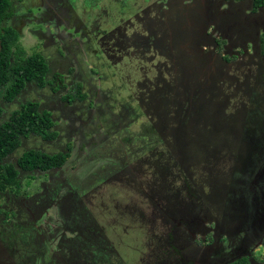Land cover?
<instances>
[{
	"label": "rangeland",
	"instance_id": "obj_1",
	"mask_svg": "<svg viewBox=\"0 0 264 264\" xmlns=\"http://www.w3.org/2000/svg\"><path fill=\"white\" fill-rule=\"evenodd\" d=\"M12 2L3 24L16 22L25 55L42 53L49 70L60 72L66 84L54 94L29 85L0 105L7 113L37 99L50 109L61 146L56 148L70 149L52 178L20 171V187L0 190V264H185L173 258L178 254L203 264H226L249 254L248 260L264 264V240L257 232L248 240L242 223L237 230L219 226L224 215L231 218L228 223L244 222L248 191L256 217L247 219L246 227L255 223L253 230L261 226L264 233V151L253 148L251 138L239 142L231 130L234 123L256 118L250 103L264 97V6L252 11L250 0ZM115 28L128 39L145 34L165 57L184 59L187 69L174 78L189 86L175 93L183 100L165 96L175 87L158 84L164 75L154 59L145 68L158 88L139 85L140 94L148 91L144 103L131 97L135 79L127 81L122 73L134 65L109 53L106 40L105 47L97 43L106 34L108 41L118 37ZM187 39L204 48L195 51ZM144 43L138 39L134 47L147 53ZM226 53L236 60L226 64L221 59ZM71 86L75 99L61 101L59 95ZM113 119L119 123L115 130ZM257 127L250 128L252 136L264 139V124ZM32 137L19 153L33 146L56 149V139L49 146ZM232 166L242 172L234 175ZM204 214L210 215L203 221L208 232L199 231Z\"/></svg>",
	"mask_w": 264,
	"mask_h": 264
},
{
	"label": "trees",
	"instance_id": "obj_2",
	"mask_svg": "<svg viewBox=\"0 0 264 264\" xmlns=\"http://www.w3.org/2000/svg\"><path fill=\"white\" fill-rule=\"evenodd\" d=\"M12 1L13 0H0V100L4 103L14 101L17 96L22 94V92L28 88L29 85H35V87L39 89L46 87L47 93H57L64 88L66 84L60 72H51L44 55L40 52H33L25 55L23 48H21L18 43L21 32L16 28V22L13 21L9 24H3L4 19L8 18L12 13ZM250 2L252 4V11H257L259 7L264 6V0H250ZM162 15L165 14L163 13ZM166 15L170 17L171 13ZM167 20L164 22H167ZM157 22L160 23L161 21L157 19L155 23ZM169 24L167 22L168 27ZM199 27L203 28V24ZM112 32L113 34L118 33L119 36L108 41L107 39L111 38L106 34V37L101 38V42L98 41L97 43L102 47H105L102 44H104L103 40H106L108 42V45L106 46L109 49L108 52L113 51V53L118 54V56H116L117 59L120 57L129 59L128 61L130 65H134L132 68H126V70L122 69L124 70L122 74L128 76L127 81L135 79V87L133 89V96L131 95V97L136 96L144 103L147 98L146 95L148 94L147 90H150L153 86L156 87L155 82L148 81L151 80V78L146 75L147 68H145L149 66V61L154 59L153 61H155L160 68L159 71L161 72V76L164 75L163 81L158 80V84L161 83L162 87L163 84L167 82L172 88L175 87L172 90H168L165 96L169 97L168 93H172V96L169 99H174L176 102L183 100L184 94H182V98L181 96L177 97L175 93H178V95L180 92L185 93V90L183 91V89H188L189 86L184 80L181 81L174 79L176 76H181L185 71L184 68L186 64L183 58L179 61L177 59L171 60L170 58L165 57L166 54L159 49L157 45L147 43V41L144 40L145 34L141 35V33L138 32L140 34L138 38L137 36H133L134 33L131 32L134 39H128L126 38V33L123 32L121 28H115ZM135 38L143 43L145 42L144 44L147 43L149 45V49L146 51L147 53L143 52L144 47H134V45H137V40ZM134 41H136V43H133ZM261 53L262 56H264V43L261 45ZM233 56L237 57V55ZM221 59H224L226 64L236 60L232 59L228 53L221 55ZM142 67L145 71L144 75L141 74ZM139 75L142 76L139 77ZM155 75L157 76V73ZM146 84L152 86L147 89L145 87ZM139 85H142L147 89L145 90L143 88L144 95L139 93ZM157 88L158 87H156V89ZM74 91V86L69 87L68 90L59 95L60 100L65 102L73 101L75 99V96L73 95ZM152 100L153 99L151 98V102ZM263 100L264 97L260 94L259 97L256 98V104H253L252 102L250 103L252 106L251 108H255V111L257 112L256 118L250 121L247 117L243 122H241L240 119L239 121L241 125L239 122L234 123L231 128L232 131L236 129L237 133H235V135L233 134V136L236 139L241 138L239 142L245 143L247 138H251V146L260 150V152L264 151V149H262L264 148V139L254 138L250 132V128H258L257 126L259 123L262 125L264 124V107L261 105ZM247 106H249V104ZM45 107L46 106L41 108V104L37 99H29L6 113L3 106L0 105V190H4L8 187L10 189H17V187H20V171L22 173L38 171V173L44 174L49 169L62 166L69 156V145H67L68 148L65 146L64 149H59L54 153H48L41 148L38 149V147L34 146L31 148H24L20 153L17 151L29 136H37L44 140L56 138L57 134L55 130H53V127H55L53 117L50 109ZM125 110H127L129 114L127 106L125 107ZM148 111L151 113L150 110ZM144 113H146V108H144ZM234 118L237 120L238 116H235ZM117 119H113L111 123L114 130L119 124L116 121ZM239 128L240 130H238ZM210 134H205V136ZM15 152H18L16 153V157L13 155ZM231 169L235 170L234 175H238L242 172L239 171L241 168L237 166H232ZM30 175L34 178L37 177V174ZM243 185L244 184L241 183V186ZM237 188L241 190L244 187ZM235 192L239 193L238 197H240V192L237 190H235ZM230 214H232L231 217L234 216L233 213ZM178 256H180V254L176 256L173 255V258L177 259V262L178 260L183 261ZM226 264H250V262L248 256H239L235 259L233 258Z\"/></svg>",
	"mask_w": 264,
	"mask_h": 264
},
{
	"label": "flooded vegetation",
	"instance_id": "obj_3",
	"mask_svg": "<svg viewBox=\"0 0 264 264\" xmlns=\"http://www.w3.org/2000/svg\"><path fill=\"white\" fill-rule=\"evenodd\" d=\"M252 5V4H251ZM259 9H262V7H259L257 10H259ZM255 13V12H254ZM201 30L200 31H202V28L201 27H199ZM188 34V33H187ZM189 38H191V37H189ZM228 39H230V38H228ZM187 42L190 44V45H192V40H189V39H187ZM193 46V45H192ZM193 48L195 49V51H197V50H201V49H203L204 47H201V49H199V48H197L196 46H193ZM195 51H193V50H188V52L189 53H194ZM187 53V52H186ZM207 65L208 66H210V63H207ZM187 69V67H185V70ZM194 77V76H193ZM193 77H191V76H189V79L188 80H190L191 78L193 79ZM7 103H9V102H7ZM11 103V102H10ZM30 137L31 136H29L28 138H27V141H29L30 140ZM57 138H59V134H57L56 135V140H55V143L54 144H52V147H54V148H56V147H58V148H61V146H59L58 145V143H59V139H57ZM32 140L33 141H37V140H39L41 143H46L47 145H51V143H53V141H50V140H44V139H40V138H38L37 136H33L32 137ZM96 141V140H95ZM25 142H26V140H25ZM46 145V146H47ZM45 146V145H44ZM64 146H66V145H64ZM87 148H89V147H87ZM42 150L43 151H46V150H44L43 148H42ZM59 149H55V150H52V151H46V152H48V153H54V152H57ZM62 166H60V167H56V168H52V169H49V170H47L46 171V173H44V175H48V174H50V176H51V178H52V175H53V172L55 171V170H57V169H60ZM245 174V173H244ZM49 178V177H48ZM65 178V177H64ZM264 178V177H263ZM255 181L257 182V178H256V176H255ZM264 181V180H263ZM63 183H66V178L63 180ZM264 184V183H263ZM244 189V188H243ZM70 195H72V193L70 194ZM245 197H246V199H247V204H248V213L247 212H245V210L243 209V211H244V214H243V216L245 217V220H244V222L243 221H241V220H236V219H234L235 221H234V223H228L227 221H231V218H230V220H227V216L226 215H224V218L222 219V220H220L219 221V226H220V228L222 229V227L224 226V227H226V228H229V229H232V228H234L235 230H237V225H240L241 223L243 224V227H245L244 229L246 230L245 232L247 233V235H249V239L248 240H253L254 239V234L255 233H253V231H255V232H257L256 234H255V237H260V240L262 241V240H264V233H262L261 232V226L256 230H253L254 229V224L255 223H253V227H251L250 225L248 226V227H246V223H248V222H246V220L247 219H249L250 221H252L253 220V218H255L256 217V210H255V207H254V204H253V201H252V196L250 195V193L248 192V191H246V194H245ZM47 198V197H46ZM49 200L51 199L50 197L48 198ZM72 199V198H71ZM73 201V200H72ZM251 210V211H250ZM229 212H231L229 209H228V213ZM233 213V212H232ZM210 216V215H209ZM207 214H204L202 217H200V219L198 220V226H199V231H205L206 230V232H208V231H210V228L211 227H207V226H205L204 224H203V221L204 220H206L207 222H208V220L210 219V217H209ZM247 216H249V217H247ZM213 218V217H212ZM14 223V222H13ZM26 223V222H25ZM213 224H215L216 223V220H213V222H212ZM250 223V222H249ZM24 226H26V224H24V223H22ZM22 224H20L19 226H22L23 227V225ZM192 224V226L195 228L196 226H197V224H193V223H190V225ZM245 224V225H244ZM15 225H17V224H15ZM71 227V226H70ZM69 228V227H68ZM239 229H240V227H239ZM238 229V230H239ZM264 229V228H263ZM212 230V229H211ZM85 231H87V232H91L90 231V229H87V230H85ZM198 230H196L195 232L197 233V232H199ZM90 235V234H89ZM93 236V235H92ZM212 236L213 237H215V234H212ZM247 240V239H246ZM3 242H5V240H3ZM12 249V248H11ZM6 254V253H5ZM192 255V254H191ZM193 256V255H192ZM241 256H248V258H250L249 257V254H244V255H241ZM236 258V256L234 257V259ZM63 259L60 257V261H62ZM183 260V262H185V264H203L204 262H200V261H197V259H195L194 258V256L192 257V258H190V259H187V258H184V259H182ZM232 260V259H231ZM249 262H250V264H262L261 262H258L257 260H254V261H252L251 259L249 260ZM74 264H75V262H74ZM223 264V263H222Z\"/></svg>",
	"mask_w": 264,
	"mask_h": 264
}]
</instances>
